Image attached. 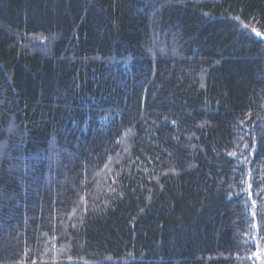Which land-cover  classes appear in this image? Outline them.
<instances>
[{"label":"trees","instance_id":"trees-1","mask_svg":"<svg viewBox=\"0 0 264 264\" xmlns=\"http://www.w3.org/2000/svg\"><path fill=\"white\" fill-rule=\"evenodd\" d=\"M0 264H264V0H0Z\"/></svg>","mask_w":264,"mask_h":264}]
</instances>
